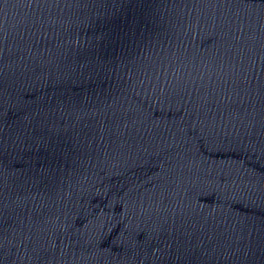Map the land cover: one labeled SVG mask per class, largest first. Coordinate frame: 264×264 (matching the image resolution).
<instances>
[{"label": "water", "instance_id": "water-1", "mask_svg": "<svg viewBox=\"0 0 264 264\" xmlns=\"http://www.w3.org/2000/svg\"><path fill=\"white\" fill-rule=\"evenodd\" d=\"M0 264H264V0H0Z\"/></svg>", "mask_w": 264, "mask_h": 264}]
</instances>
